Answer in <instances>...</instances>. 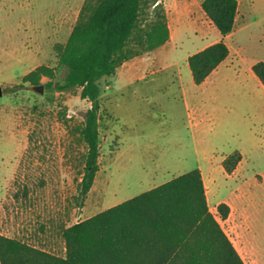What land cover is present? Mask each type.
I'll list each match as a JSON object with an SVG mask.
<instances>
[{
	"label": "rangeland",
	"instance_id": "374dc122",
	"mask_svg": "<svg viewBox=\"0 0 264 264\" xmlns=\"http://www.w3.org/2000/svg\"><path fill=\"white\" fill-rule=\"evenodd\" d=\"M201 1L167 0L166 47L112 87L113 75L99 81V169L78 206L89 102L79 88H7L38 65L56 69L54 44L67 39L83 0H0V234L62 256L63 227L197 167L244 262L264 264V86L250 68L264 59V0H237L227 40L237 64L204 87L184 60L215 36ZM63 76L59 69L53 81ZM235 150L244 158L226 173L221 161Z\"/></svg>",
	"mask_w": 264,
	"mask_h": 264
},
{
	"label": "trees",
	"instance_id": "16d2710c",
	"mask_svg": "<svg viewBox=\"0 0 264 264\" xmlns=\"http://www.w3.org/2000/svg\"><path fill=\"white\" fill-rule=\"evenodd\" d=\"M201 9L225 36L233 31L237 0H202ZM169 39L162 0H83L70 33L55 43L57 67L38 65L7 90L24 84L42 85L48 91L70 92L89 102L79 134L85 145L82 177L76 201L81 206L99 169V81L112 76L121 64L150 52ZM229 54L222 41L188 55L192 82L201 84ZM64 70L53 81L56 71ZM264 86V61L251 65ZM241 160L238 150L221 165L231 173ZM221 219L229 206L220 202ZM62 256L19 238L0 234V264H246L211 212L203 178L195 167L83 220L63 227Z\"/></svg>",
	"mask_w": 264,
	"mask_h": 264
},
{
	"label": "crops",
	"instance_id": "0c3cea01",
	"mask_svg": "<svg viewBox=\"0 0 264 264\" xmlns=\"http://www.w3.org/2000/svg\"><path fill=\"white\" fill-rule=\"evenodd\" d=\"M166 2H167V0H162V3H163V5H165L166 4ZM238 2V1H237ZM166 18H167V20H168V14H167V12H166ZM210 21V20H209ZM211 22V21H210ZM235 22H236V19H235ZM212 24V23H211ZM167 25H168V28H169V24L167 23ZM212 26V34L213 35H215V36H213V38H211V39H209V40H206V41H203L201 44H200V46H199V48L198 49H196L195 51H198V50H200V49H202V48H204V47H206V46H208V45H210V44H212V43H214V42H217V41H220V40H222L226 45H227V47H228V49H229V54H228V56L225 58V60H223L207 77H206V79L201 83V84H199V85H196V86H200V87H204V86H206V85H208V84H213L214 83V80H215V78L217 77V75L222 71V70H224V69H228V68H230V67H232V66H234V65H236L235 63H233L232 61H230V56H231V49H230V46H229V44H228V42H227V40H228V38H229V36L232 34V32L231 33H229V34H227V35H225V36H222L220 33H219V31L215 28V26L212 24L211 25ZM235 26V25H234ZM234 29V28H233ZM215 30H217L218 31V33H219V35L216 33V31ZM169 38H170V35H169ZM169 40V39H168ZM168 40L163 44V45H161V46H159V47H157L156 49H154V50H152V51H150V52H146V53H144L143 55H141V56H136V57H133V58H131V59H129V60H127V61H125V62H123L122 64H121V66L118 68V71L116 72V74L115 75H113L112 76V78H113V80L111 81V84L109 85V86H107V87H112L113 86V83L115 84H117V83H119V78H123V76L124 75H128V74H131L132 73V71H135V69H136V67H138L139 65H141V64H144V63H146V62H149V61H154L155 60V58H156V56L157 55H159L160 54V50H162V49H164L165 47H166V45L168 44ZM194 51V52H195ZM158 52V53H157ZM193 53V52H192ZM189 55V54H188ZM188 55H186L185 56V61L187 62V57H188ZM262 61H264V59L262 60ZM174 64H177V63H174ZM253 64V63H252ZM251 64V65H252ZM251 65H250V68H251ZM191 74V73H190ZM146 76V74H141V75H139L138 76V78L136 79V80H139V79H141V78H144ZM255 76V75H254ZM258 80V79H257ZM259 81V80H258ZM260 83V82H259ZM194 84V83H193ZM261 84V83H260ZM195 85V84H194ZM262 85V84H261ZM187 97V96H186ZM183 101L185 102V101H187V98H183ZM241 154V153H240ZM244 158V156L241 154V159H243ZM223 160V159H222Z\"/></svg>",
	"mask_w": 264,
	"mask_h": 264
},
{
	"label": "water",
	"instance_id": "95a60500",
	"mask_svg": "<svg viewBox=\"0 0 264 264\" xmlns=\"http://www.w3.org/2000/svg\"><path fill=\"white\" fill-rule=\"evenodd\" d=\"M33 89H34L35 91L39 92V93H42V91H43V87H42V85L34 86ZM2 93H3V91H2V88H1V86H0V96L2 95Z\"/></svg>",
	"mask_w": 264,
	"mask_h": 264
}]
</instances>
